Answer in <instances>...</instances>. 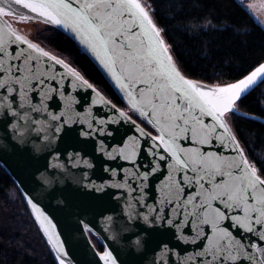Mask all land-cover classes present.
Masks as SVG:
<instances>
[{"label": "snow or ice", "instance_id": "1", "mask_svg": "<svg viewBox=\"0 0 264 264\" xmlns=\"http://www.w3.org/2000/svg\"><path fill=\"white\" fill-rule=\"evenodd\" d=\"M240 7L264 26L251 4L244 5L241 0ZM202 19L203 23H194L193 30L204 32L215 27L212 19ZM28 25L71 34L122 93L126 108H117L101 96L114 115L104 120L89 112L88 131L81 135L111 137L109 125L128 124L134 134L125 133L126 138L111 151L101 140L99 150L110 159L119 156L134 166L141 155L151 157L145 165L150 170L136 178L146 181L159 173V200L147 212L129 204V219H141L154 232L175 230L176 238L185 243L201 241L200 250L194 253L195 264H264V158L250 155L247 141H242L233 124V117L246 116L241 113L244 100L264 85V61L230 78L218 77L213 82L194 78L178 63L150 0H0V116L5 117V128L8 116L14 118L13 138L21 146L29 142V130L43 132V141L50 146L66 128L85 123L63 111L48 112L46 120L31 117V111H47L43 89L49 80L56 79L55 66L65 70L58 74L60 80L71 77L73 88L95 92L70 62L21 31ZM32 93L41 96L40 105L31 103ZM32 124L40 127L32 129ZM41 150L39 145L33 149ZM48 166L63 168L61 164ZM41 180L44 185L53 183L44 173ZM112 186L125 187L119 183ZM90 190L102 193L104 186H91ZM23 195L56 264H75L57 223L38 199L30 193ZM105 219L103 231L108 232L113 218ZM185 229L194 235H184ZM78 230L103 239L91 220L80 219ZM117 235L113 233L111 239ZM145 236L133 242L136 252L149 244L151 233L146 231ZM160 244L163 264H169L165 252L175 256L172 264H189L192 259L181 258L164 241ZM90 247L97 264H122L103 244L100 251ZM153 264L160 262L154 260Z\"/></svg>", "mask_w": 264, "mask_h": 264}, {"label": "water", "instance_id": "2", "mask_svg": "<svg viewBox=\"0 0 264 264\" xmlns=\"http://www.w3.org/2000/svg\"><path fill=\"white\" fill-rule=\"evenodd\" d=\"M64 33L73 39L71 34ZM73 40L79 45L75 39ZM80 47L126 105L122 93L117 89L114 82L99 67L94 58L82 46ZM63 71L65 70L60 66H55L53 75L56 76V79L49 80L43 89V106L46 107L47 111L43 113L31 111V117L36 120H46L48 112L59 114L63 111L65 115H71L75 120L82 119L85 123H74L71 129L66 128L65 132L58 134L59 139H56L50 146L43 141V132L36 133L29 130V142L21 146L13 138L11 123L15 122L14 118L8 116V127L5 128L3 123L5 117L0 116V165L12 177L24 200L23 194L30 193L40 201L42 207L57 223L58 230L67 241L66 246L75 264H97L98 260L93 254L92 247H90V244L94 245L96 251H99L92 239L94 234L82 235L80 233L78 230L80 219L91 220L95 223L97 231L103 237L99 242L104 247L111 249L122 264H153L154 260L163 264V261H160L163 248L160 241L166 242L169 248L179 252L181 258L192 256L189 264H195L194 253L200 250L201 241L185 243L176 238L175 230L154 232L147 229L141 219H129V204L140 212H147L149 206L158 202L159 173L150 175L146 181L139 180L136 178L138 173L150 170L145 165L151 157L141 155L134 166L119 156L110 159L99 150L101 140L111 151V148L117 146L122 138H126L125 133L127 135L134 134L135 130L128 124L109 125L110 130H113L111 137L95 134L92 137L81 135V132L88 131V122H91L89 112L95 114L98 119L104 120L114 115L111 106H105L100 97L103 96L104 99L111 100L89 80L95 92L86 87L73 88L70 83L71 77L59 79L58 74ZM53 88H59L60 91L53 92ZM93 99L96 100L95 104L92 102ZM19 102L17 99V104ZM31 103L40 105L41 96L32 93ZM111 104L116 105L112 101ZM116 107L120 108L117 105ZM77 112L80 113L79 117L75 115ZM241 113L246 114L244 116L246 119H249L247 117H255V119L250 120L264 124V118L260 116L243 111ZM20 123L23 124L24 121L21 120ZM37 127L40 125L32 124V129ZM36 145L41 146L42 150L33 151ZM58 164L63 165V168L46 167L47 165ZM125 169L128 170L127 173H125ZM113 171L116 172L115 176L112 175ZM41 173L52 178L53 183L44 185L41 180ZM117 183L124 184L125 187L112 186ZM101 185L104 186L102 193L90 190L91 186ZM108 216L113 218L111 221L112 228L108 232H104L105 218ZM146 231L151 233V240L143 251L136 252L133 242L138 236H145ZM113 233L118 234L116 239H111ZM184 235L191 237L194 233L190 229H185ZM44 238L47 242V238L45 236ZM49 247L51 249L50 245ZM53 255L55 257L54 253ZM164 258L169 261V264H172L176 259L174 255L166 252ZM242 264H246V262H242Z\"/></svg>", "mask_w": 264, "mask_h": 264}, {"label": "trees", "instance_id": "3", "mask_svg": "<svg viewBox=\"0 0 264 264\" xmlns=\"http://www.w3.org/2000/svg\"><path fill=\"white\" fill-rule=\"evenodd\" d=\"M161 27L182 68L194 78L213 82L230 78L264 61V29L238 0H150ZM212 19L215 27L204 32L193 30L202 18ZM34 39L78 69L118 107L126 105L104 75L67 34L59 29L39 30ZM241 111L264 118V85L241 105ZM233 124L250 155L264 158V124L237 115ZM14 194L16 196H14ZM92 239L101 250V243ZM0 264H56L55 257L38 230L29 207L12 177L0 165Z\"/></svg>", "mask_w": 264, "mask_h": 264}, {"label": "rangeland", "instance_id": "4", "mask_svg": "<svg viewBox=\"0 0 264 264\" xmlns=\"http://www.w3.org/2000/svg\"><path fill=\"white\" fill-rule=\"evenodd\" d=\"M238 1L241 2V0H238ZM242 3L244 5L251 4L252 5V12L255 13V16L259 17V19L261 21H264V0H242ZM262 27L264 29V26H262ZM41 29H44V25H35V26L34 25H28L26 28L23 26L21 27V31L25 32L26 34H31L32 38H34L35 34ZM124 108H126V107H123L121 109H124ZM14 196H16V195L14 194Z\"/></svg>", "mask_w": 264, "mask_h": 264}]
</instances>
